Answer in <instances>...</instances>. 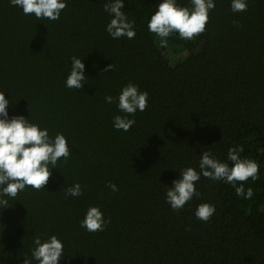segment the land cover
I'll return each mask as SVG.
<instances>
[{
  "label": "trees",
  "instance_id": "obj_1",
  "mask_svg": "<svg viewBox=\"0 0 264 264\" xmlns=\"http://www.w3.org/2000/svg\"><path fill=\"white\" fill-rule=\"evenodd\" d=\"M106 2L68 0L50 21L0 0V91L11 94L10 116L63 133L71 148L46 189L29 186L0 209V264H24L33 239L51 235L65 242L60 264H264V0H248L241 13L216 0L203 34L176 33L167 44L147 29L160 0H125L131 40L106 32ZM72 56L85 59L80 91L65 87ZM129 82L149 93L148 107L129 117L136 123L128 132L117 131L112 119L124 114L104 97ZM233 147L259 166L258 179L236 185L250 188L251 199L201 177L183 209L168 205L179 170L199 171L206 150L231 166ZM74 183L83 195L66 199ZM204 203L216 207L207 222L195 216ZM89 206L110 219L105 231L80 227Z\"/></svg>",
  "mask_w": 264,
  "mask_h": 264
},
{
  "label": "clouds",
  "instance_id": "obj_2",
  "mask_svg": "<svg viewBox=\"0 0 264 264\" xmlns=\"http://www.w3.org/2000/svg\"><path fill=\"white\" fill-rule=\"evenodd\" d=\"M190 7H185L180 0H160L157 10L151 15L147 29L155 34L162 44H167L168 38L178 33L182 40H193L206 31L210 12L216 8V0H189ZM12 6L22 9L24 15H34L37 20L57 21L61 18L68 0H10ZM125 0H107L104 11L111 17L106 25V32L112 39L118 40L136 37L135 21L130 20L123 9ZM248 0H231L233 13L247 11ZM85 59L71 57V69L65 80V87L80 91L87 82ZM114 69V64L108 65L105 72ZM0 91V209L10 207V201L15 200L18 193L27 187L34 190L46 189L52 176V170L58 169V163L67 161L71 156L68 138L63 133L51 136L48 128L33 123L31 118L23 115H11L9 105L11 100ZM11 95V94H10ZM12 98V97H11ZM104 102L116 104L120 113L112 119V125L117 131L128 132L136 123L137 112H143L148 107L149 93L141 91L139 85L129 82L121 89L117 97L105 95ZM243 149L229 148L228 161L215 158L210 150L203 151L199 156V171L193 167L179 170L180 178L167 187L166 202L175 211L184 208L189 201L199 195L197 184L201 177L215 182L223 181L236 188V194L244 199H251L253 191L249 188L245 193L243 185L237 187V182L248 181L249 178H259V166L256 161L242 159ZM112 192H118L115 184H109ZM83 188L80 183H74L64 191L65 198L80 197ZM215 205L204 203L197 206L195 216L207 222L215 214ZM110 219L105 217L99 206H89L80 221V227L89 233L105 231ZM31 249V260L25 259L24 264H60L65 256V242L57 235L47 239L36 236Z\"/></svg>",
  "mask_w": 264,
  "mask_h": 264
}]
</instances>
